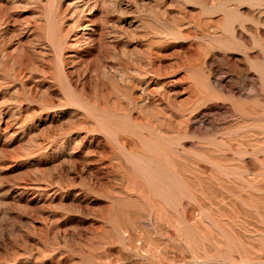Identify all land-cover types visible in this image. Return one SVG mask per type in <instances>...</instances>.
Masks as SVG:
<instances>
[{"label": "rangeland", "instance_id": "374dc122", "mask_svg": "<svg viewBox=\"0 0 264 264\" xmlns=\"http://www.w3.org/2000/svg\"><path fill=\"white\" fill-rule=\"evenodd\" d=\"M263 19L0 0V264H264Z\"/></svg>", "mask_w": 264, "mask_h": 264}, {"label": "bare ground", "instance_id": "6f19581e", "mask_svg": "<svg viewBox=\"0 0 264 264\" xmlns=\"http://www.w3.org/2000/svg\"><path fill=\"white\" fill-rule=\"evenodd\" d=\"M81 1H82V0H81ZM90 1H91V0H90ZM78 2H79V1H78ZM84 2H85V1H84ZM97 2H98V1H97ZM79 4H80V3H79ZM89 5H90V4H89ZM80 7H81V6H80ZM73 9H74V8H73ZM83 10H84V9H83ZM77 18H78V17H77ZM77 18H76V19H77ZM263 20H264V19H263ZM263 20H262V21H263ZM79 25H80V24H79ZM88 33H89V32H88ZM91 34H92V33H91ZM236 59H237V58H236ZM239 66H240V65H239ZM239 79H240V78H239ZM254 82H255V81H254Z\"/></svg>", "mask_w": 264, "mask_h": 264}]
</instances>
